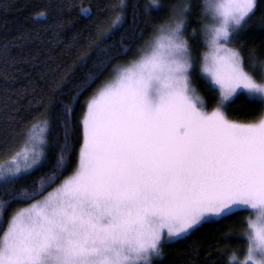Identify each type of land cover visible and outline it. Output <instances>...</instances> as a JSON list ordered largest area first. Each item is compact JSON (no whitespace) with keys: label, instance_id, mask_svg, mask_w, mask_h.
I'll return each instance as SVG.
<instances>
[{"label":"snow or ice","instance_id":"snow-or-ice-1","mask_svg":"<svg viewBox=\"0 0 264 264\" xmlns=\"http://www.w3.org/2000/svg\"><path fill=\"white\" fill-rule=\"evenodd\" d=\"M193 7L188 0L143 5L144 16L167 18L150 25L142 47L123 46L133 56L114 65L109 82L85 101L76 166L56 187L71 163L72 106L59 117L63 141L53 166L30 188L16 190L49 162V120L36 119L25 130L0 164V193L7 197L0 199V220L17 205L0 229V264H153L166 240L242 212L248 213L245 257L237 261L233 252L229 264H264V59L254 49L246 57L237 43L259 3L201 0L199 31L189 32ZM105 9L111 23L104 28L99 21L97 29L107 36L122 25L128 0H109L97 11ZM132 10L135 21V5ZM80 12L92 15L89 7ZM196 42L208 49L199 64ZM8 56L5 45V66ZM107 63L99 62L100 72ZM193 72L218 94L211 111L192 84ZM241 98L259 110L247 120L232 119L228 106Z\"/></svg>","mask_w":264,"mask_h":264},{"label":"trees","instance_id":"trees-1","mask_svg":"<svg viewBox=\"0 0 264 264\" xmlns=\"http://www.w3.org/2000/svg\"><path fill=\"white\" fill-rule=\"evenodd\" d=\"M148 0H128V9L121 26L113 29L107 36L97 29L102 21L107 28L111 23L110 9L98 12L109 0H0V49L8 46L7 66L0 58V163L20 146L23 133L36 119L47 118L50 123L47 134V166L19 181L15 188H30L33 181L47 173L53 166L63 141V127L59 117L65 105L72 106L71 123L73 128V149L71 163L56 185L72 173L76 166V153L79 149V121L84 112L85 101L113 73L116 64H123L133 52L123 54V46L132 49L142 47L144 39L152 33V24L166 20L168 13L151 17L143 15V5ZM181 0H161L168 5ZM194 5L188 31L193 27L199 31L197 19L201 0H188ZM259 7L248 25L241 29L237 43L243 42L245 56L254 49L259 58L264 59V0H258ZM60 5H63L61 8ZM133 5L137 16L133 21ZM89 7L92 15L85 18L81 7ZM46 12L47 17L38 18V12ZM143 30L144 38L132 36ZM206 49L202 42H196L193 56L200 63L201 54ZM108 61L103 72L99 62ZM95 75V79L84 85ZM192 84L205 101L208 111L216 106L217 95H212L204 86L198 72L192 74ZM47 109V116H44ZM258 105H249L237 99L228 106L232 119L247 120ZM56 185H53L54 188ZM52 188L46 190L50 191ZM0 199H7L0 193ZM17 207L10 204L0 220L4 227L9 212ZM247 212L220 221L205 223L184 239L164 242L162 255L153 259V264H229V256L236 253L241 257L247 241L242 235Z\"/></svg>","mask_w":264,"mask_h":264},{"label":"rangeland","instance_id":"rangeland-1","mask_svg":"<svg viewBox=\"0 0 264 264\" xmlns=\"http://www.w3.org/2000/svg\"><path fill=\"white\" fill-rule=\"evenodd\" d=\"M207 50H208V49L206 48V49L204 50V52H206ZM204 52H203V53H204ZM112 75H113V74H112ZM112 75H111V76H110V77H109V78H108L103 84H101V85H100V86H99L94 92H96V91H97L102 85H104L105 83L109 82V80H110V78L112 77ZM94 92L92 93V95L94 94ZM92 95H91V96H92ZM91 96H90V97H91ZM90 97H89V98H90ZM89 98H88V99H89ZM88 99H87V100H88ZM84 110H85V109H84ZM0 164H1V163H0ZM72 172H73V171H72ZM69 175H70V174H69ZM69 175H68V176H69ZM66 177H67V176H66ZM63 179H64V178H63ZM63 179H62V180H63ZM62 180H61V181H62ZM61 181H60L57 185H59V184L61 183ZM57 185H56V186H57ZM56 186H55V187H56ZM51 190H52V189H51ZM51 190H50V191H51ZM170 241H173V240H166L165 242H170ZM244 257H245V252H244V254H243L241 257L237 258V261H239V260H243Z\"/></svg>","mask_w":264,"mask_h":264}]
</instances>
